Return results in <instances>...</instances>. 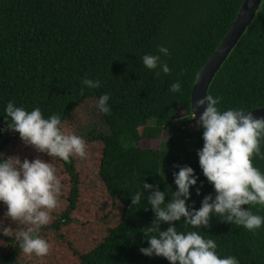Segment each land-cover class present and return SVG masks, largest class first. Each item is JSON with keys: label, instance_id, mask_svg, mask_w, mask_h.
<instances>
[{"label": "trees", "instance_id": "1", "mask_svg": "<svg viewBox=\"0 0 264 264\" xmlns=\"http://www.w3.org/2000/svg\"><path fill=\"white\" fill-rule=\"evenodd\" d=\"M242 2L0 0V153L52 161L46 153L25 146L19 133L4 131L8 102L28 111L38 107L44 118L57 114L63 131L104 144L98 164L104 194L91 186L89 197L83 196L77 157L52 161L58 177L70 181L71 190L67 208L49 228L79 225L88 230L79 241L82 250L73 249L80 264H170L166 258L140 252L150 246L146 238L154 233L147 227L155 215L147 204L151 190H144L136 206L131 194L143 192V182L158 185L165 191L166 204L177 190L174 173L180 168L175 165L191 166L198 177L187 200L190 209H199L208 194L214 198L215 189L199 165L203 129L187 118L194 116L191 94L198 73L231 28ZM161 45L170 55L159 53ZM145 54L161 55L170 74L161 72L157 77L159 68L143 65ZM85 76L99 80L100 87H84L81 95ZM177 80L181 92L173 93L169 85ZM103 94L110 97V114L97 107ZM208 94L222 98L217 105L220 111L264 107V0L216 72ZM155 140H160L158 146L146 144ZM253 164L264 173V160L253 157ZM6 210L2 207L0 219H5ZM251 211L264 216L258 205ZM175 223L180 232L197 231L213 239L220 258L234 256L239 264H264V226L254 234L215 215L209 227L192 228L183 218ZM169 226L162 223L160 228ZM0 240L8 242L0 264H20L15 237L0 233Z\"/></svg>", "mask_w": 264, "mask_h": 264}, {"label": "clouds", "instance_id": "2", "mask_svg": "<svg viewBox=\"0 0 264 264\" xmlns=\"http://www.w3.org/2000/svg\"><path fill=\"white\" fill-rule=\"evenodd\" d=\"M160 54L170 55L169 49L158 46ZM143 65L149 70H156L157 77L161 72L170 74L171 69L161 55L145 54ZM81 95L84 87L99 88L100 81L89 79L81 81ZM179 80L172 82L169 89L173 93L181 92ZM108 94L100 96L97 107L100 112L110 114ZM220 99L206 94L196 101L194 107L198 127L203 129L204 145L198 150L199 165L208 182L214 187L215 194L204 196L199 209L189 208L187 200L191 197V187L197 184L195 170L188 165L179 166L174 173L177 190L165 204V191L158 185L143 182V192L132 195L131 203H141L144 190H151L147 195V204L154 211L155 219L147 227V232L154 233L145 238L149 247H142L140 252L147 256L166 258L170 264H239L234 256L220 258L217 244L213 239H205L197 231L180 232L176 223L182 218L192 228L209 227L213 215L221 221L243 226L254 234L264 226V216L254 214L252 207L264 209V173L253 164V157L264 160L261 142L264 141V117L257 118L252 111L242 108L220 111L217 105ZM206 105V107H204ZM204 107L197 118L196 109ZM7 128L19 133L25 146L33 148L37 153H46L52 161L59 158L70 162V157L86 159L88 157L85 140L63 131L61 117L52 114L44 118L40 108L31 111L17 107L8 102L5 108ZM135 147L125 144L124 147ZM3 154V153H0ZM37 157L34 160L21 159L18 155L0 159V202L6 206L5 219H10L25 227L15 232V239L24 255L44 257L50 252L49 243L38 233L42 226H47L51 213L60 207L63 185L53 163ZM197 188V194H200ZM248 205V208L243 207ZM162 223H168L166 230H161ZM0 220V232L11 237L13 229L4 227Z\"/></svg>", "mask_w": 264, "mask_h": 264}, {"label": "rangeland", "instance_id": "3", "mask_svg": "<svg viewBox=\"0 0 264 264\" xmlns=\"http://www.w3.org/2000/svg\"><path fill=\"white\" fill-rule=\"evenodd\" d=\"M68 128L70 129V127ZM68 131L69 130H66L65 132L68 133ZM7 132L12 134V131ZM162 138H167V134L165 133ZM85 142L87 145L86 150L88 152V157L86 159H80L77 157V162H79L78 169L80 170L81 174V192L84 197L88 198L90 195L89 190L91 191L92 187L94 191H99L104 194V185L102 182H100L98 176V164L101 160L104 144L101 141H92L89 139L85 140ZM159 143L160 140H155L151 142L149 141L146 144L149 146H158ZM90 165H93V168H87ZM61 179L63 189L62 195L60 197V207L51 213V222L44 229H42V231H40V233H42L40 237L45 239L50 245V252L44 257H37L35 255L27 256L21 252L18 257L20 264H80L78 258L74 255L73 249L82 250L81 246L79 245V241L84 238L88 230L79 227V225L68 228L62 227L60 230H55L53 227L49 228L57 220V216L67 208L69 203L68 198L71 190V184L66 176L62 177ZM2 207H5V205L0 202V211L2 210ZM89 207L91 206L89 205ZM81 209L85 210L86 208L84 207ZM0 220L4 221V227L10 226L13 229V237H15V232H18L25 227L24 225L18 226L17 223L9 219L1 218ZM0 233L3 234L2 232ZM88 239H90V237ZM7 245L8 242L0 240V257L7 249ZM87 248L89 249L91 247L87 246Z\"/></svg>", "mask_w": 264, "mask_h": 264}, {"label": "water", "instance_id": "4", "mask_svg": "<svg viewBox=\"0 0 264 264\" xmlns=\"http://www.w3.org/2000/svg\"><path fill=\"white\" fill-rule=\"evenodd\" d=\"M261 3L262 0H243L231 28L198 73L191 94V105L194 115L196 101L208 94L210 84L214 79L216 72L220 69L233 47L253 21ZM204 107H206V105ZM204 107L196 109L197 118L204 111ZM248 111H252L257 118L264 117V107Z\"/></svg>", "mask_w": 264, "mask_h": 264}]
</instances>
